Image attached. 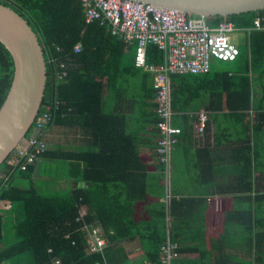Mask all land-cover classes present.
Segmentation results:
<instances>
[{
    "label": "trees",
    "instance_id": "trees-1",
    "mask_svg": "<svg viewBox=\"0 0 264 264\" xmlns=\"http://www.w3.org/2000/svg\"><path fill=\"white\" fill-rule=\"evenodd\" d=\"M0 3L28 22L44 50L48 78L39 115L59 102L36 137L47 144L37 155L40 175L35 174L36 163L26 171L15 167V153L0 167V264H56L57 260L59 264H162L161 246L168 235L179 243L182 254L190 250L200 254V259L173 264H264V193L252 195L255 174L264 166V139L259 141L264 138V31L249 34L245 52L228 61L234 69L170 79L171 124L182 130L171 160L181 163L197 194L211 191L231 197L224 231L209 250L205 233L197 230L204 229L197 214L207 211L206 199L184 183L173 182L159 161L157 149L163 136L155 103L158 88L153 74L136 67L135 45H129L135 47L131 55L132 48L105 27L87 24L81 0ZM258 16L264 17V10L209 17L212 25L228 20L238 28H250ZM78 43L82 49L75 53ZM164 63V53L149 45L147 64ZM13 76V59L0 42V108ZM202 111L208 113V122L205 144L198 147L194 125ZM62 129L79 131L83 143L54 141V134ZM32 133L33 128L26 139ZM144 148L151 154L146 156ZM150 158L157 161L153 178ZM54 163H66L63 181L70 186L46 196L34 178L42 177L44 164ZM229 168L234 178L227 182ZM18 179L28 180L30 187L20 185ZM151 196L157 199L150 201ZM9 203V210L1 207ZM85 225L100 231L106 242L102 251L88 253ZM139 256L144 258L136 262L133 258Z\"/></svg>",
    "mask_w": 264,
    "mask_h": 264
},
{
    "label": "built area",
    "instance_id": "built-area-1",
    "mask_svg": "<svg viewBox=\"0 0 264 264\" xmlns=\"http://www.w3.org/2000/svg\"><path fill=\"white\" fill-rule=\"evenodd\" d=\"M86 9L87 24L97 22L119 40L135 45V65L153 74L158 88L155 103L158 104V115L161 119L158 127L162 138L159 140L157 153L160 163L165 164L166 173L170 174L171 154L179 142L182 130L173 127L170 106V79L174 75H205L212 70V62L234 61L240 55V49L233 43L231 35L237 32L250 34L253 31H264V17L255 18L250 28H238L234 23L223 20L217 25L207 23L203 16L191 17L174 9L161 8L135 0H81ZM155 45L164 53L165 63L156 67L147 64V49ZM82 44L74 47L78 53ZM64 65L62 64V67ZM66 76V72H62ZM61 77V76H60ZM59 102L47 106L45 112L37 115L32 126L33 131H41L52 119L51 109L57 108ZM208 113L199 112L195 124V136L204 137ZM41 133V132H40ZM47 144L35 137L25 138L19 144L12 163L26 171L37 162V155L46 150ZM84 212H81L80 219ZM79 219V220H80ZM88 232V253H97L106 247V242L98 229ZM90 235V238H89ZM180 246L168 235L161 246L162 264H173L181 257ZM60 260L56 261L59 264Z\"/></svg>",
    "mask_w": 264,
    "mask_h": 264
},
{
    "label": "water",
    "instance_id": "water-1",
    "mask_svg": "<svg viewBox=\"0 0 264 264\" xmlns=\"http://www.w3.org/2000/svg\"><path fill=\"white\" fill-rule=\"evenodd\" d=\"M199 16L228 17L264 10V0H135ZM0 42L14 63L9 93L0 108V167L30 133L43 105L47 82L44 50L28 22L0 3ZM41 130L33 131L38 137ZM41 161L35 165L40 175ZM84 183H80L83 186Z\"/></svg>",
    "mask_w": 264,
    "mask_h": 264
},
{
    "label": "rangeland",
    "instance_id": "rangeland-1",
    "mask_svg": "<svg viewBox=\"0 0 264 264\" xmlns=\"http://www.w3.org/2000/svg\"><path fill=\"white\" fill-rule=\"evenodd\" d=\"M205 21L207 23L212 22V18L209 16H206ZM233 43L235 45H237L241 52L244 53L247 46H248V39L246 34L244 33H234L231 35ZM131 51L130 54L132 55L134 53V49L135 47L132 46L131 47ZM212 66V70H218V71H223V70H232L234 69V64L232 62H225V61H219V60H215L212 62L211 64ZM251 114H253V112H250ZM75 131V130H73ZM71 129L70 130H65L62 129L61 133L59 135L58 140H54V141H58L61 142L62 144H66V140L65 139H69L68 137L74 136L73 132ZM77 132V131H75ZM48 131L45 129L44 130V134L47 135ZM79 139L81 138L79 131L77 132ZM71 146V145H69ZM173 157V156H172ZM176 158V155H175ZM66 169V163L61 164V163H54V164H50L49 166L47 164H44V168L42 169V177H35L34 181H35V185L39 188V191L46 196H53L57 193H62L67 191V188L70 186V183H65V181H63V177L65 175V170ZM16 174H18V172H16ZM170 178L172 179V181L174 182H179V183H184V186L191 191L194 195L197 196H203L206 193H208V191H204L203 194H197L195 192V189L193 187V182L192 179L187 176L184 177L183 172L181 171V163H177L174 161V158H172L171 160V164H170ZM18 181L20 182V185L24 186V187H30V182L28 180H24V179H18ZM209 196L212 197L211 191H209ZM1 207L5 208V209H10L12 208V204H5V205H1ZM22 206L21 204H19V209H21ZM218 208H220V203L218 205ZM215 209V208H213ZM212 212L216 213L215 210H211ZM81 212H85L84 210H81ZM211 212V213H212ZM223 219L221 220L222 223ZM9 228V227H7ZM234 228L232 227V229L230 230L231 236L233 237L234 234ZM217 232V229L214 230L213 232ZM8 238L10 241H14V237L12 236L11 232L9 231L8 233ZM90 238V235H89ZM87 240H88V235H87ZM234 243V241H233ZM179 244V243H178ZM180 246V245H179Z\"/></svg>",
    "mask_w": 264,
    "mask_h": 264
},
{
    "label": "crops",
    "instance_id": "crops-1",
    "mask_svg": "<svg viewBox=\"0 0 264 264\" xmlns=\"http://www.w3.org/2000/svg\"><path fill=\"white\" fill-rule=\"evenodd\" d=\"M129 47H131V46H129ZM127 49H125L126 50L125 52H128V50L130 48L128 50ZM128 56H131V55H128ZM73 132H74L73 133L74 136L70 135V137H68L69 138L68 142L71 143L72 145L82 144L83 143L82 142V138L79 139L78 133L75 132V131H73ZM60 133H61V131H59L58 133L54 134V139L55 140H58ZM262 137H264V135ZM263 139L264 138H262L259 141H262ZM257 142H258V140H257ZM204 144H205V137H203L200 140H198L197 146L198 147H203ZM143 151H144V154L146 156L151 154L149 149L144 148ZM262 161H263V164H264V157H262ZM156 163H157V161L155 159H151V158L147 159V164L150 167L149 168V170H150V172H149L150 173V178H153V176L157 174L156 165H155ZM260 168H261V170L258 171L255 174L257 180L253 183V185H254L253 186V191L254 192L252 194L253 196L256 195V194L258 195L259 193H264V166H261ZM229 169L231 170L232 173L231 172H227L226 173V179H227L226 181L227 182H230L232 180L231 177L234 178V176H233L234 174H233L232 168H229ZM203 197L207 201V205H206L207 206V211L205 212V214H203L204 212L203 213L199 212L197 214V220L200 221L201 223H203L204 229L199 228L197 230H198V233H200V232H204L205 233V236L207 238V241H206L207 249L210 250L211 247H212V241L218 240L219 237L222 235V233L224 231V223L225 222L222 221V223H221V220L224 219L226 213L231 211L232 203L230 201L231 197H229V196H217V195H213L212 194V197H210L209 193H206L205 195H203ZM156 199L157 198L155 196H151L150 201H155ZM160 200H162V199H160ZM219 203H220V208H218ZM213 208H215V209H213ZM211 210H215L216 213L212 212ZM216 229H217V232L216 231L213 232ZM228 252H231V251L228 250L227 253ZM232 253L237 254L238 252H235V250H232ZM142 258H144V257L140 258V256H139V257H137V259L136 258H133V259L136 260V262H139V261H141ZM181 259H187V260L200 259V254L198 252H196V251H191L190 250L188 252L183 253ZM215 259H216V257L213 258V260H215Z\"/></svg>",
    "mask_w": 264,
    "mask_h": 264
},
{
    "label": "clouds",
    "instance_id": "clouds-1",
    "mask_svg": "<svg viewBox=\"0 0 264 264\" xmlns=\"http://www.w3.org/2000/svg\"><path fill=\"white\" fill-rule=\"evenodd\" d=\"M247 37H249V35L247 36ZM250 38V37H249ZM239 48V47H238ZM240 49V48H239ZM240 52H241V50H240ZM241 54V53H240ZM225 62H228V61H225ZM168 223H170V222H168ZM171 238V237H170ZM180 252V251H179ZM181 253V252H180ZM182 253H181V257L179 258V259H181L182 258ZM179 259H177V260H179Z\"/></svg>",
    "mask_w": 264,
    "mask_h": 264
}]
</instances>
